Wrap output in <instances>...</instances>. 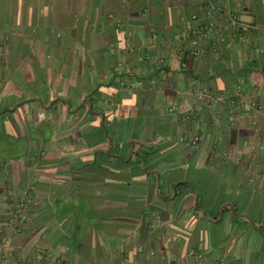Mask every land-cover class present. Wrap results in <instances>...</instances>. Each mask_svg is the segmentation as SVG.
Instances as JSON below:
<instances>
[{
    "label": "crops",
    "instance_id": "crops-1",
    "mask_svg": "<svg viewBox=\"0 0 264 264\" xmlns=\"http://www.w3.org/2000/svg\"><path fill=\"white\" fill-rule=\"evenodd\" d=\"M221 1L259 32L192 56L206 0H0V264H264V115L199 98L264 103V0Z\"/></svg>",
    "mask_w": 264,
    "mask_h": 264
},
{
    "label": "built area",
    "instance_id": "built-area-1",
    "mask_svg": "<svg viewBox=\"0 0 264 264\" xmlns=\"http://www.w3.org/2000/svg\"><path fill=\"white\" fill-rule=\"evenodd\" d=\"M204 13L206 19L202 24L196 25L191 30V43L192 50L190 54L192 56H198L204 48V42L211 34H213V43L216 46H227L229 41L234 38L245 36L250 39L252 36L259 32V28L253 24L244 23L238 14L236 8H230L224 4L221 0H206L204 3ZM144 15V11L141 13ZM192 21H197L196 15H191ZM256 52H264V47H255ZM215 59H219L220 56L216 53ZM136 86L135 82L129 84V88ZM207 97L211 98L214 107L226 105L229 108V122L230 125H234L238 122L237 109L239 107H249L264 115V103L248 98L241 85H237L233 94L212 96L207 90H202L199 94V98ZM186 147L191 150L197 148L198 144L202 140L200 134H195L191 137H180ZM246 150L250 152L252 157L257 155V152L264 154V141L256 149L253 146H246ZM264 161V160H263ZM252 175H249V181H254ZM260 180L264 185V174L260 176ZM4 211L0 216V233L2 230H12L16 233H21L25 223L28 220L30 212L35 204L28 189H7L3 195ZM174 237L168 236L167 242H171ZM0 253L2 258H5L4 247L0 244ZM44 253V252H42ZM189 256L195 261L201 259L202 255L194 250L189 252Z\"/></svg>",
    "mask_w": 264,
    "mask_h": 264
}]
</instances>
